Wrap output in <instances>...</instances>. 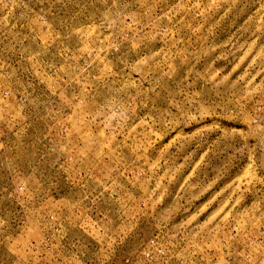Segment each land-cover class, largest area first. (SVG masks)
<instances>
[{"label":"rangeland","instance_id":"1","mask_svg":"<svg viewBox=\"0 0 264 264\" xmlns=\"http://www.w3.org/2000/svg\"><path fill=\"white\" fill-rule=\"evenodd\" d=\"M0 264H264V0H0Z\"/></svg>","mask_w":264,"mask_h":264}]
</instances>
